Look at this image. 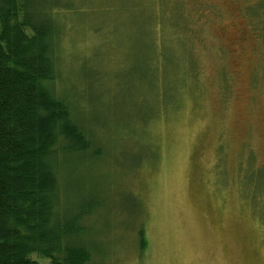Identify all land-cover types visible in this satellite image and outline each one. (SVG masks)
Masks as SVG:
<instances>
[{
	"label": "rangeland",
	"instance_id": "374dc122",
	"mask_svg": "<svg viewBox=\"0 0 264 264\" xmlns=\"http://www.w3.org/2000/svg\"><path fill=\"white\" fill-rule=\"evenodd\" d=\"M133 1L57 20L55 92L104 148L62 157L68 203L101 202L90 264H264V0Z\"/></svg>",
	"mask_w": 264,
	"mask_h": 264
},
{
	"label": "trees",
	"instance_id": "16d2710c",
	"mask_svg": "<svg viewBox=\"0 0 264 264\" xmlns=\"http://www.w3.org/2000/svg\"><path fill=\"white\" fill-rule=\"evenodd\" d=\"M91 1L0 0V264H40L33 254L50 264H90L93 259L85 222L101 202L83 196L81 202L68 203L62 157L97 158L104 148L54 89L63 34L59 15ZM151 1L156 14L158 2L178 0ZM241 1L257 10L250 0ZM198 8L207 12L203 4ZM156 27L155 15L149 22L151 40L166 31Z\"/></svg>",
	"mask_w": 264,
	"mask_h": 264
}]
</instances>
